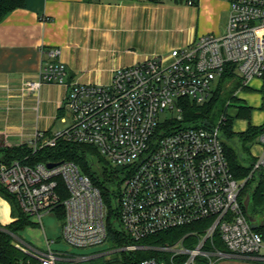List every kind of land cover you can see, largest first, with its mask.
Returning a JSON list of instances; mask_svg holds the SVG:
<instances>
[{"label": "built area", "instance_id": "built-area-1", "mask_svg": "<svg viewBox=\"0 0 264 264\" xmlns=\"http://www.w3.org/2000/svg\"><path fill=\"white\" fill-rule=\"evenodd\" d=\"M179 1L196 6L199 0ZM225 1L230 13L223 34L203 35L167 56L119 68L106 85L67 83L60 50L46 52L49 61L24 88L38 93L44 84L66 86L67 127L49 139L37 132L29 146L37 151L63 138L95 146L111 166L123 168L116 189V224L128 243L111 245L103 254L77 255L53 249L47 238V249L41 250L14 235L15 247L31 260L28 264H82L102 256H116L114 261L125 264L126 256L149 249L163 257L140 264H215L213 257L264 264V218L260 223L249 220L244 182L235 178L222 142L221 128L229 116L223 113L217 125H186L180 106L182 99L209 102L229 65L235 67L241 89L257 79L264 94V0ZM232 105L229 101L227 108ZM164 113L170 116L167 124L161 121ZM258 140L263 153L253 173L264 172V132ZM0 187L41 225L45 215L62 207L63 239L71 247L109 242L107 203L75 163L51 168L47 163H0ZM205 221L211 222L201 233H191L198 238L194 247H187L184 239L160 248L139 244L160 232ZM218 239L225 249L218 247Z\"/></svg>", "mask_w": 264, "mask_h": 264}, {"label": "crops", "instance_id": "crops-1", "mask_svg": "<svg viewBox=\"0 0 264 264\" xmlns=\"http://www.w3.org/2000/svg\"><path fill=\"white\" fill-rule=\"evenodd\" d=\"M229 13L225 0H199L196 6L175 0H27L0 23V145H29L37 132L49 139L67 127L66 86L44 84L38 93L24 88L49 61L48 50H60L67 83L106 85L119 68L167 56L203 35L223 34ZM248 88L262 93V82L252 80ZM243 91L240 85L227 104L239 101ZM242 105L252 109L250 119L239 117ZM231 107L230 114V107L225 111L233 118L234 132L264 125L262 102ZM253 109L262 115L252 124ZM59 121L66 124L63 130L55 129ZM262 153L257 138L249 154L257 159ZM0 201L9 206L14 221L9 202L1 196ZM252 216L259 222L257 214Z\"/></svg>", "mask_w": 264, "mask_h": 264}, {"label": "trees", "instance_id": "trees-1", "mask_svg": "<svg viewBox=\"0 0 264 264\" xmlns=\"http://www.w3.org/2000/svg\"><path fill=\"white\" fill-rule=\"evenodd\" d=\"M26 1L27 0H0V23H2L13 11L24 8L26 6ZM150 1L159 2L160 0ZM175 1L183 3L179 0ZM228 68L229 70L222 76L209 102L204 105H198L190 99H182L180 101L184 124L198 125L205 123L213 125L210 121L211 114L215 105L221 99L225 90H227L226 85L231 84L233 86L234 83L237 84L236 87L241 85V81H239L235 70H233L235 67L229 65ZM244 89L250 91V88ZM229 91L231 93V90ZM240 109L239 117L251 118L252 109L250 107L242 105ZM224 114H226V111H224ZM221 131L223 146L231 170L237 180L244 182L242 194L244 197L249 194L251 195L252 202L250 208H253L252 214H257V209L264 207V172L257 171L253 173L256 159L250 156L249 147L256 141L259 135L264 132V125L259 127L250 125L246 132L236 133L233 130V118L228 117ZM47 137L53 138L54 136L48 135ZM244 154H247V157H245ZM14 161H19L29 166H34L37 163L51 164L67 161L78 165L84 174L91 177L93 184L100 190L107 203L109 209V242L115 246H123L128 243L126 239L120 236V231L116 224V189L123 181L121 176L123 168L114 169L109 162L99 154L95 146L69 142L63 138L57 139V143L54 147H44L37 151H34V149L27 144L19 147L0 145V163L11 164ZM254 180H257V184L252 187L251 184ZM0 196L11 205L12 217L14 218L13 222L5 226L0 222V264H28L31 260L21 250L13 246L12 243L13 236H17L20 231L24 230L25 227L31 223V218L21 212L16 198L2 187H0ZM247 213L248 215L250 214V212ZM56 214H58L59 217L63 215V218L61 217L62 219L65 217V212L62 207L57 209ZM210 222L211 221H205L166 230L141 240L139 244L151 248H160L174 245L184 239L185 245L191 248L198 242V238L191 235V233H201L202 229L210 224ZM216 242L220 249H225L223 243L219 239ZM161 257H163V255L154 249L142 250L126 256L125 264H140L144 259ZM105 264H118V262L106 260Z\"/></svg>", "mask_w": 264, "mask_h": 264}, {"label": "rangeland", "instance_id": "rangeland-1", "mask_svg": "<svg viewBox=\"0 0 264 264\" xmlns=\"http://www.w3.org/2000/svg\"><path fill=\"white\" fill-rule=\"evenodd\" d=\"M224 27H222L223 31ZM220 35V34H218ZM237 84L234 83L233 86L227 84L226 88L227 90H231L232 94H235L238 91V87H236ZM225 90L224 94L222 95L221 99L217 102L215 105L214 110L212 111L211 114V123L213 125H217L218 121L220 120L221 116L223 115L224 111L226 110L227 107V101L232 95L230 91L228 92ZM261 98V99H260ZM245 101L249 105H259L260 102L264 105V94L263 93H258L255 91H243L239 93V101H233V105H238L239 103H243ZM228 114L233 110V107H230L227 109ZM179 114L177 113L175 116H178ZM261 113L256 109H253V118L250 121L252 124L253 122L259 121L261 118ZM168 113H164L161 116V121L162 123L167 124V119L169 118ZM66 124L61 123L60 121L57 122L55 129L56 130H63L65 128ZM165 127V125L162 126V128ZM245 157H247V154H244ZM114 169L117 167L112 166ZM257 184V180H254L251 184L252 187H254ZM246 198V197H245ZM250 214L253 213V208L251 207L249 210ZM257 216L259 219L260 223L263 218H264V208H258L257 211ZM63 215L58 216V214L51 213L47 214L43 217V225L39 223V221L36 218L31 217V223L25 227L24 230L20 231L17 234V237L23 240L24 242L38 248L41 250H46L47 249V244H46V238L50 242H54L51 244L53 249L56 250H61L64 252L70 251L75 254H83V255H91V254H103L106 252L107 248L111 246V242H108L106 244H103L99 247L95 248H86V249H79V248H73L70 245H68L64 239H63V224H64V219ZM12 218L9 213V206L4 204L2 201H0V222L3 226L8 225L10 222H12ZM121 257H119L120 259ZM213 262L215 264H261L257 263L255 261L251 260H245V259H238V258H220L218 259L217 257H213ZM106 262V257H98L94 259L93 261L87 262L86 264H105ZM29 263V262H28ZM198 264H201L200 261H198ZM206 264V263H202Z\"/></svg>", "mask_w": 264, "mask_h": 264}, {"label": "water", "instance_id": "water-1", "mask_svg": "<svg viewBox=\"0 0 264 264\" xmlns=\"http://www.w3.org/2000/svg\"><path fill=\"white\" fill-rule=\"evenodd\" d=\"M56 165H57V163H51V164H48V167L51 168V167H54ZM251 202H252V198H251V195L249 194V195L246 196V198L244 200V203H243L244 204V207H245V209H246L247 212H249V209H250V206H251ZM248 217H249V220L252 223H255L256 222V220L254 219V217L251 214H249ZM12 245L13 246H16L15 243H12ZM114 259H116V256L111 257V260H114Z\"/></svg>", "mask_w": 264, "mask_h": 264}]
</instances>
